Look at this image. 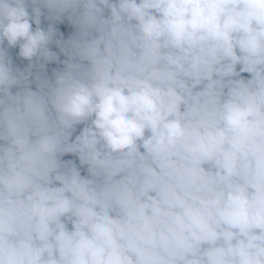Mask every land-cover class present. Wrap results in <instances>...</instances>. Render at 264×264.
Returning a JSON list of instances; mask_svg holds the SVG:
<instances>
[{
    "label": "clouds",
    "instance_id": "clouds-1",
    "mask_svg": "<svg viewBox=\"0 0 264 264\" xmlns=\"http://www.w3.org/2000/svg\"><path fill=\"white\" fill-rule=\"evenodd\" d=\"M0 264H264V0H0Z\"/></svg>",
    "mask_w": 264,
    "mask_h": 264
}]
</instances>
